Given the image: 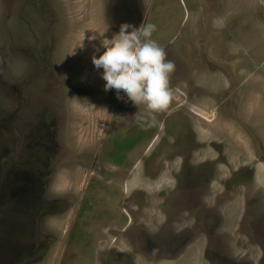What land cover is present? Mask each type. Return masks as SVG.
I'll return each instance as SVG.
<instances>
[{
    "label": "rangeland",
    "instance_id": "rangeland-1",
    "mask_svg": "<svg viewBox=\"0 0 264 264\" xmlns=\"http://www.w3.org/2000/svg\"><path fill=\"white\" fill-rule=\"evenodd\" d=\"M144 23L162 112L92 63ZM30 263L264 264V0H0V264Z\"/></svg>",
    "mask_w": 264,
    "mask_h": 264
},
{
    "label": "clouds",
    "instance_id": "clouds-1",
    "mask_svg": "<svg viewBox=\"0 0 264 264\" xmlns=\"http://www.w3.org/2000/svg\"><path fill=\"white\" fill-rule=\"evenodd\" d=\"M156 25L144 23L139 30L123 24L112 39L103 40L104 51L92 56L96 69H103L105 91L115 89L122 102L131 101L151 112H162L172 100L170 76L175 64L152 39ZM100 52V49H96ZM127 97V101L124 97Z\"/></svg>",
    "mask_w": 264,
    "mask_h": 264
},
{
    "label": "flooded vegetation",
    "instance_id": "flooded-vegetation-1",
    "mask_svg": "<svg viewBox=\"0 0 264 264\" xmlns=\"http://www.w3.org/2000/svg\"><path fill=\"white\" fill-rule=\"evenodd\" d=\"M30 264H32V263H30Z\"/></svg>",
    "mask_w": 264,
    "mask_h": 264
},
{
    "label": "bare ground",
    "instance_id": "bare-ground-1",
    "mask_svg": "<svg viewBox=\"0 0 264 264\" xmlns=\"http://www.w3.org/2000/svg\"><path fill=\"white\" fill-rule=\"evenodd\" d=\"M206 257V256H205Z\"/></svg>",
    "mask_w": 264,
    "mask_h": 264
}]
</instances>
